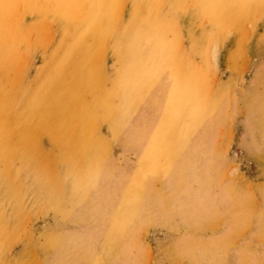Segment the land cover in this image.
<instances>
[{
    "label": "rangeland",
    "instance_id": "obj_1",
    "mask_svg": "<svg viewBox=\"0 0 264 264\" xmlns=\"http://www.w3.org/2000/svg\"><path fill=\"white\" fill-rule=\"evenodd\" d=\"M0 264H264V0H0Z\"/></svg>",
    "mask_w": 264,
    "mask_h": 264
}]
</instances>
